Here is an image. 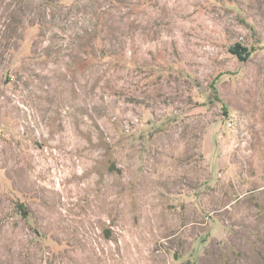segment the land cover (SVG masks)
Instances as JSON below:
<instances>
[{
  "label": "rangeland",
  "instance_id": "obj_1",
  "mask_svg": "<svg viewBox=\"0 0 264 264\" xmlns=\"http://www.w3.org/2000/svg\"><path fill=\"white\" fill-rule=\"evenodd\" d=\"M0 264H264V0H0Z\"/></svg>",
  "mask_w": 264,
  "mask_h": 264
},
{
  "label": "trees",
  "instance_id": "obj_2",
  "mask_svg": "<svg viewBox=\"0 0 264 264\" xmlns=\"http://www.w3.org/2000/svg\"><path fill=\"white\" fill-rule=\"evenodd\" d=\"M235 48H236V50H237V52L239 53V54H241V56L242 57H246L249 53H248V50H247V48H244V47H242V46H235ZM241 51V52H240ZM213 87H214V85H213Z\"/></svg>",
  "mask_w": 264,
  "mask_h": 264
},
{
  "label": "built area",
  "instance_id": "obj_3",
  "mask_svg": "<svg viewBox=\"0 0 264 264\" xmlns=\"http://www.w3.org/2000/svg\"><path fill=\"white\" fill-rule=\"evenodd\" d=\"M228 125H229V126H231V125H232V122H231V121H229V122H228Z\"/></svg>",
  "mask_w": 264,
  "mask_h": 264
}]
</instances>
